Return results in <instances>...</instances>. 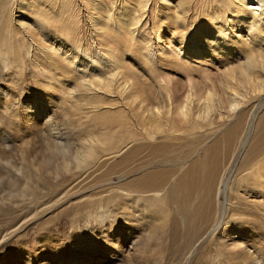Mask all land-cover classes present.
Here are the masks:
<instances>
[{
  "label": "rangeland",
  "instance_id": "1",
  "mask_svg": "<svg viewBox=\"0 0 264 264\" xmlns=\"http://www.w3.org/2000/svg\"><path fill=\"white\" fill-rule=\"evenodd\" d=\"M0 7V264H264V194L241 162L264 112L262 26L250 29L235 0ZM235 99L245 102L233 112ZM234 124L239 141L201 222L187 211L197 197L124 186L174 167L170 183L183 154L194 149L204 161ZM162 141L172 144L162 156L142 149L122 162L133 147Z\"/></svg>",
  "mask_w": 264,
  "mask_h": 264
},
{
  "label": "bare ground",
  "instance_id": "2",
  "mask_svg": "<svg viewBox=\"0 0 264 264\" xmlns=\"http://www.w3.org/2000/svg\"><path fill=\"white\" fill-rule=\"evenodd\" d=\"M5 1H7V0H5ZM0 2H1V0H0ZM235 2L237 5V8L239 9L238 11H243L248 15L249 20H247V21H249V24L251 25L250 29H253L255 26L258 28H260L262 26V28H264V0H235ZM19 5L21 8L23 6H25V5H22V3ZM1 6H2V4H1ZM262 28H260V29H262ZM255 31H258V30H255ZM259 34H261V33H259ZM218 39L219 38H217L216 40H218ZM217 42H219V41H217ZM224 42L225 41H223L222 44ZM242 43H243V40H242ZM219 45H220V42H219ZM59 46L60 47L56 51L64 52V54L66 52L68 53V50H66V48L61 43L59 44ZM110 50L114 54H119V52H120V50L117 46H112ZM222 52H227L226 46H224V49ZM123 56L120 59L121 61H122ZM262 57L264 58V55ZM87 69H89V67H87ZM250 71H251L250 69H246V70H244V73H249ZM82 74L86 75L87 70H84L82 72ZM61 80H62V78L58 77L59 83L60 82L62 83ZM244 102H245V100H244ZM244 102L235 99L233 104H232V111L233 112L237 111L239 106ZM38 104H39L38 102L34 101V103L30 106V108L35 109L38 107ZM244 111L245 110H243V112ZM245 113H247V112L245 111ZM191 114H192V112L190 110H182L180 112L182 119H188L191 116ZM255 119H256L255 124H253L254 127L252 130L253 132H252V134L250 133L251 137L250 136L248 137L247 136L248 134L246 135L248 137L247 145L245 146L244 152H242L243 155H242L241 162L243 164V167L249 166L248 167L249 176L247 177L246 182L251 181L252 183H254L253 182V179H254L255 183L253 185V188L258 190L259 194H262V193L264 194V173L263 174L260 173L261 170L264 168V112H262L257 118L255 117ZM240 123H243V122H240ZM246 125H248V124H246ZM235 129H236V126L234 124L233 126L228 128L225 132H223V134H221L219 137L217 136V138H215L205 148V151L207 154L205 156L204 161L199 160V158L196 155H194V152H196V150L194 151V149H191L188 152H186L185 154H183L182 156L184 158L181 160L180 165H184V168L182 167L183 169L180 171V173H177L176 178L172 179V181H171L172 183L171 182L169 183V180L171 178V175H173V173H174V167H170V168H166V169H157L156 168L153 170L151 168L150 170L143 171V173L140 176L134 178L132 180V182H129V184H127V185L125 184L124 186H128V188H130V190L132 188H134L135 190H137L140 193H143L145 191H149L150 189H155V190L157 188H159V189L165 188L166 189L168 187V189H167L168 191L166 193H169L170 195H176L179 197V199H181L183 201H188V200H191V199L197 197L199 199V203L195 204V205H194V203L193 204L191 203L190 205L187 206V211H188L189 215H192L193 218H195V220L197 218L198 222H201L204 219V217L202 216L204 214L202 207L208 206V204H209V193L212 192L216 186H218L217 185L218 179H219V176L221 175V170L223 169L225 158L228 157V159H229L231 157V156H229L230 152L232 151V153H233V150H232L233 139L237 138L235 140H238V136L233 138V135L235 133ZM47 130L49 131L51 138H53V137L59 138V140H60L58 142L59 145H61V146L65 145L64 140L59 136V132L61 130L56 124H52V123L49 124ZM249 132H251V131H249ZM244 134H246V133H244ZM1 135H5V134L1 133ZM235 135H236V133H235ZM165 137H168L170 140H174V137H171L168 135ZM239 137L246 138L245 136H239ZM150 139L154 140L155 139L154 135H152ZM176 139H179V138H176ZM238 141H236V142H238ZM170 143L171 142H163L162 141V142L154 143V144L153 143L152 144H145V143L139 144V145L133 147V149L124 156L122 162L125 163L127 161L134 159L136 157V153H138V151H140V150L142 151V149H148L150 155H152L154 157L162 156L166 150H168L169 148L172 147V144H170ZM236 146H238V145H236ZM118 148H120V147H117V149ZM234 150H235V148H234ZM192 151H194V152L192 153ZM91 156H92V153H91ZM131 156H133L134 158L131 159ZM177 161H180V159H177ZM79 166H83V165L79 164ZM130 190H128V191H130ZM128 197L129 196L126 195L127 199H129ZM142 197H149V196L146 194H142ZM154 197H155V195H154ZM162 198H164V197L162 196ZM125 199H124V201H125ZM263 202H264V199H263ZM160 203H162V202H160ZM255 203H257V202H255ZM149 205H150V203L148 204V206ZM177 208H179V207L177 206ZM165 213H168V212H165ZM251 245H253V244H251Z\"/></svg>",
  "mask_w": 264,
  "mask_h": 264
}]
</instances>
